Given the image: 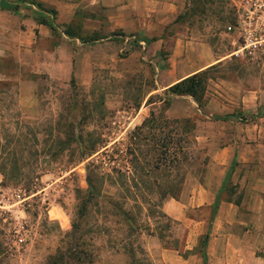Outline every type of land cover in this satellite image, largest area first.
Masks as SVG:
<instances>
[{
	"label": "rangeland",
	"instance_id": "374dc122",
	"mask_svg": "<svg viewBox=\"0 0 264 264\" xmlns=\"http://www.w3.org/2000/svg\"><path fill=\"white\" fill-rule=\"evenodd\" d=\"M141 9L144 18L119 16L121 29L109 33L83 30L92 25L85 12L63 25L74 50L101 39L86 85L72 74L68 81L33 75L14 48H0V264H44L60 253L64 264H81L67 251L82 248L89 264H206L204 251L228 202L239 221L232 232H244L250 244L263 237L254 254L264 256V222L244 203L252 177L264 176V0H150ZM96 17L101 29L106 17ZM202 70V107L188 96L162 103L167 87ZM150 111L189 121L180 125L192 127L190 155L168 179L158 171L145 177L149 184L130 187L137 176L130 159L149 157L129 133ZM90 144L96 151L83 155ZM89 163L113 177L119 171L126 182H105L80 217ZM222 176L212 205L190 206L192 192L216 187ZM164 189L179 192L161 198ZM107 198L124 202L138 226L129 244L121 242L126 224ZM166 201L180 207V220L161 210Z\"/></svg>",
	"mask_w": 264,
	"mask_h": 264
},
{
	"label": "crops",
	"instance_id": "0c3cea01",
	"mask_svg": "<svg viewBox=\"0 0 264 264\" xmlns=\"http://www.w3.org/2000/svg\"><path fill=\"white\" fill-rule=\"evenodd\" d=\"M21 1L23 0H0V48L9 49L12 53L14 48L16 50L14 56H17L15 60L21 61L33 75L42 74L53 81H68L72 74L77 84L86 85L92 77V58H95L94 53L100 51L101 39H94L90 44H80L74 50L72 45L75 46L73 42L76 40L72 41L63 34V25L68 24L76 13L85 12L84 20L91 21L92 25H83V30H101L109 33L116 28L121 29L116 23L119 16L122 19L144 18L147 13L141 6L150 0H34L46 13L49 11L52 13L53 18L50 20L52 26L38 23L36 21L38 9L35 5L27 2L22 4ZM30 6H34V9ZM100 12L104 13L107 20L101 29L96 17ZM108 38L109 36L105 39ZM27 58L31 60H26ZM223 178L224 176L218 178V184L212 189L203 186L200 190L192 192L188 196L190 206L212 205ZM245 197L244 203L247 208L255 211L259 221L263 223L264 176L252 177ZM223 206L225 211L221 216L222 227L209 239L204 251L206 264H264V256L254 254L256 244H263L262 234L260 239L257 236L258 242L250 244L244 232L237 230L239 232L233 233L232 229H237L239 224L234 211L236 206L229 202ZM160 208L172 219H181V209L176 202L166 201ZM261 223L257 227L260 233ZM192 258L193 256L189 255L184 261L189 262Z\"/></svg>",
	"mask_w": 264,
	"mask_h": 264
},
{
	"label": "trees",
	"instance_id": "16d2710c",
	"mask_svg": "<svg viewBox=\"0 0 264 264\" xmlns=\"http://www.w3.org/2000/svg\"><path fill=\"white\" fill-rule=\"evenodd\" d=\"M24 2L33 4L38 9L36 17V21L38 23L49 24L50 26H52V22L46 19L43 15V12L45 11L34 0L21 1L22 4H24ZM49 13L52 15L50 11ZM76 27L79 26L76 25ZM63 34L68 37L71 36L67 31H64ZM204 74L205 70L193 73L167 87L163 93L165 98H163L162 103H168L170 101V98L176 96H188L199 107H202V96L205 90ZM70 83H72V81H70ZM229 116L230 115L215 116L213 120H223ZM181 121H183L185 124L189 123L187 119ZM181 121L168 120L163 116L154 115V113L150 111L148 116L143 119L140 125L133 127L132 131L129 133V138L130 140L132 139V144L136 147V150L138 152H141L138 147L140 144H144V146L148 147V149H146L144 152L149 158L142 161H139L134 157L130 159L129 163L133 172H137V176L133 177V179L130 180V182L132 183L130 187H136L137 183L140 186H142L143 184H149L147 178L145 177L155 172H163L166 176L164 177V179H168L169 175H171L172 172L181 170L182 164L186 163V157L190 155L188 153V147H186V144L188 143V135H190V132L192 131L191 125H185L186 127H184L183 124L180 125ZM79 136L80 135L73 137V141L77 140L78 143V140L80 138ZM60 145H62L61 148H65L66 146H68V144H64V142H61ZM95 151V145L90 144L89 146L85 147L83 155L89 156ZM85 170L87 188L84 192L85 200H83L79 208L80 217H82L86 212L87 204H89L95 198L101 196V190L105 182L108 181L110 183H114V181L117 180L121 185H124L126 182L124 181V175H121L119 171H112L116 174V176L113 177L109 173L102 172L98 165H93L92 163H89L85 167ZM178 181L179 183H182V178L178 179ZM127 188L125 191L126 194L124 196H129L130 194ZM178 192L179 191H177L176 193L170 192L164 189L159 193V195L161 198H165L166 196L175 198ZM108 200L109 198H107V204L112 208L116 207V211L121 214V217L124 219L126 224V232L124 235L125 239L122 238L121 242L129 244L130 241L128 243L126 242L129 240L132 230H138V226L132 224V217H130L127 212L123 211L122 205L124 202L116 205L114 202H109ZM106 212L107 211H105V213ZM161 216L163 215L161 214ZM72 229L76 231L78 229V225L76 223H73ZM202 242L203 247L205 243L204 241ZM67 253L68 255L75 256V258H77V260H79L81 264H89L88 259L90 255L87 249L82 248L80 251L68 249ZM200 255L205 263L204 253L201 250ZM65 256L66 254L63 253L48 256L44 264H64L63 262Z\"/></svg>",
	"mask_w": 264,
	"mask_h": 264
},
{
	"label": "built area",
	"instance_id": "2783aa9c",
	"mask_svg": "<svg viewBox=\"0 0 264 264\" xmlns=\"http://www.w3.org/2000/svg\"><path fill=\"white\" fill-rule=\"evenodd\" d=\"M259 6H260L261 8H263V5H262V4L259 5ZM30 7H32V8L34 9V6H30ZM260 7H259V8H260ZM261 11H263V10H261ZM43 15H44L45 18L48 19L49 21L52 20V18H53L52 15H51L49 12H47V13H46V12H43Z\"/></svg>",
	"mask_w": 264,
	"mask_h": 264
}]
</instances>
